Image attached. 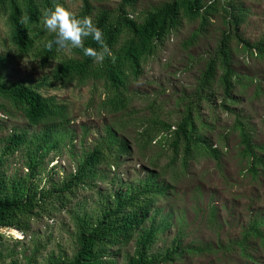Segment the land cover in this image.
Masks as SVG:
<instances>
[{
	"label": "trees",
	"instance_id": "trees-1",
	"mask_svg": "<svg viewBox=\"0 0 264 264\" xmlns=\"http://www.w3.org/2000/svg\"><path fill=\"white\" fill-rule=\"evenodd\" d=\"M138 2L121 0L117 9H100L92 18L95 9L90 0H83L84 6L78 16L51 31L49 24L63 10L60 0H0V17L6 21L10 43L17 52L29 55L38 48L36 56L43 69L57 63L51 72V81L47 76L33 85L10 80L5 73L9 60L0 56V98L3 100L0 111L9 114L12 109L21 113L30 126L41 128L33 134L15 130L2 139L0 229L27 232L32 219L66 209L78 190L97 187L99 181L110 186L100 194L93 209L70 210L73 211L77 251L72 258L51 256L48 264H118L117 252L132 242L135 251L128 257L127 264H168L181 258L188 247H184L182 236L177 235L170 248L163 253L154 252L161 233L173 225L172 214L163 215L160 205V200L173 191V185L166 182L163 174L153 170L137 181H124L116 177L110 179L102 168H119L131 153L128 141L115 127H106L105 135L96 139L94 147L74 161V170L64 168V177L56 180L55 168H52L47 172V184L40 185L51 153L62 149L64 137L59 128L68 120L65 104L56 96L44 95L42 89L53 87L54 82L68 87L85 85L92 80L103 81L110 92L105 109L116 113L123 111L129 104V84L142 76L143 63L156 55L168 37L182 27L184 20L200 21L185 47L196 45L218 14L220 4L225 30L202 72L198 99L210 100L218 81L224 95L223 107L230 110L227 103L236 102L234 93L241 79L235 69L234 42L243 51L264 60V39L251 42L242 32L250 14L242 0H171L134 17ZM63 45L72 46V56L62 54ZM199 117L190 105L176 125L157 118L153 127L141 132V142L151 144L163 133L160 144L172 148V164H176L181 151L183 165L187 167L195 153L202 150L220 162L221 152L200 134ZM234 129L240 134L242 156L250 161V170L254 172L258 165L264 164V157L255 144L253 131L240 114ZM70 140L74 146L75 137ZM18 152L24 153V167L28 171L25 175L10 176L5 166ZM262 227L264 221H254L244 231L239 243L244 254L249 255L247 250L253 239H259L264 246Z\"/></svg>",
	"mask_w": 264,
	"mask_h": 264
},
{
	"label": "rangeland",
	"instance_id": "rangeland-1",
	"mask_svg": "<svg viewBox=\"0 0 264 264\" xmlns=\"http://www.w3.org/2000/svg\"><path fill=\"white\" fill-rule=\"evenodd\" d=\"M60 1L63 10L49 24L51 31L78 16L84 6L83 0ZM90 1L95 9L92 18L100 9H117L121 2ZM168 1L171 0H139L134 17L142 16ZM242 2L250 11L242 27L244 37L251 42L264 39V0ZM219 7L218 14L196 45L185 47L199 28L200 21L184 20L182 27L168 37L156 55L143 63L142 76L138 80L132 79L129 84V104L123 111L116 113L105 109L110 92L103 81L92 80L85 85L68 87L52 81L53 87L41 90L44 95L56 96L65 104L68 120L59 128L64 137L62 149L51 153L46 163L48 169L40 177V185L47 184V172L52 168H55L56 180L64 177V168L74 170V161L84 151L94 147L96 139L105 135L106 127H115L128 141L131 153L119 168L102 167L109 178L137 181L148 171L155 170L173 185L171 195L160 200L163 215L172 214L170 220L173 225L161 233L154 252L163 253L170 248L177 235L182 236L183 245L188 248L181 258L168 264H264V246L259 239H253L247 250L251 257L244 254L239 245L244 231L252 222L264 221V164L258 165L254 172L250 170V161L242 156L239 131L234 129L240 114L250 125L255 144L264 157V60L243 51L234 42L235 69L241 79L234 93L236 102L227 103L230 110L223 107L224 95L218 81L210 100L200 101L197 96L202 72L225 30L221 4ZM8 32L5 19L0 17V56L9 60L5 64L6 76L10 80L33 85L41 83L47 76L51 81L50 75L57 63L43 69L36 56L38 48L29 55L19 54L11 45ZM36 45H39L38 42ZM62 54L72 56V46L63 45ZM0 103H3L1 98ZM190 105L200 116L197 119L200 134L221 152L220 162L202 150L195 153L187 167L183 165L181 151L176 164H172V148L160 144L163 133L151 144L141 142V132L153 127L155 119L176 125ZM9 111V114L0 111V151L4 146L2 139L15 130L30 134L41 130L30 126L21 113L12 109ZM72 136L75 137L74 146L69 143ZM24 163V153L18 152L9 158L5 167L10 176L25 175L28 170ZM96 186L78 190L66 209L32 219L27 232L1 228L0 251L3 259L0 264H48L51 256L72 258L77 244L73 211L70 210L93 209L100 194L110 187L101 181ZM134 251L135 244L132 242L117 252L118 264H127Z\"/></svg>",
	"mask_w": 264,
	"mask_h": 264
}]
</instances>
